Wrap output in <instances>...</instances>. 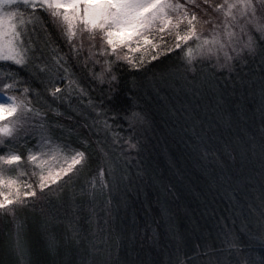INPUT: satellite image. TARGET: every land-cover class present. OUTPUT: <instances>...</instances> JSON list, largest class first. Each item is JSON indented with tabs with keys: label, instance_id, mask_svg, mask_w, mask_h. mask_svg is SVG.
I'll use <instances>...</instances> for the list:
<instances>
[{
	"label": "trees",
	"instance_id": "1",
	"mask_svg": "<svg viewBox=\"0 0 264 264\" xmlns=\"http://www.w3.org/2000/svg\"><path fill=\"white\" fill-rule=\"evenodd\" d=\"M43 23L37 24V29ZM253 36L261 43L259 33L253 31ZM48 51L52 56V49ZM67 51V46L61 43L49 61L52 65L55 64V57L64 56L67 71L61 73L64 78L61 85L63 100L53 105L55 114L48 115L50 119L75 127L72 139L77 144L81 143L82 137L86 138L84 147L91 157V165L75 180L74 187L65 186L61 192L56 185H52L58 195L49 193L47 189L41 195L34 183L37 196L26 198L34 207L18 212V217L24 222L35 264H78L77 253L83 252L84 248L79 246L81 241L73 240V229L80 234L85 246L99 229H103L106 250L111 252L110 260L114 264L122 260L168 264L177 255L181 261H191V264L193 261L206 263L208 252L222 253L220 262L235 264L238 260L240 264H260L264 260V243L259 241L258 229L264 221H259L262 208L256 200L262 202L264 190L257 188L264 186H257L255 181L263 178L264 182V155L261 152L264 145V106L259 88L264 76V63L261 57L249 58L245 69L248 75L243 86L237 82L235 90L225 88L222 75L218 72L213 84L206 86L207 91L193 97L185 95L178 83L161 80L162 71L179 63L175 56L164 60L163 64L153 62L156 67L148 65L146 72L129 69L122 62L114 65V74L118 79L111 91L105 84L101 92V85L87 78L74 61L64 55ZM94 70L99 72V66ZM6 71V66L0 67V73ZM204 72L207 73L208 68ZM90 75L89 72L87 76ZM28 84L31 85L28 96L32 100L30 106L41 112L47 111L42 107L43 100L38 102L36 95L43 92V85L31 78ZM214 91H222L230 101L231 127L222 123L217 126L210 119L216 115L208 108ZM43 95L51 100L47 93ZM101 97H111L110 115L116 113L124 117L125 112L143 110L148 124L131 128L126 120L121 119L116 124H110L106 136L103 131H100L99 137L93 135L99 129L89 131L87 125L93 124L96 110L92 104L99 103ZM210 122L211 131L208 128ZM130 135L139 142L138 150H129L126 145L123 149L120 144L113 145L117 136L122 138V144ZM20 136L23 137V133ZM97 139L107 141V149L119 158L131 183L126 180L118 193L110 194L107 189L103 193L98 191L95 203L90 207V197L81 193V187L88 188L87 181L96 177V169L102 162ZM225 143L234 149L235 161L224 155ZM35 144V138L27 144L23 139L16 142L15 150L24 159L19 162L18 169L13 168L7 173L17 180L20 188L24 187L23 191L26 182L38 181V177L31 176V165L25 162L27 149ZM205 150L216 153L224 164L218 163L212 155L205 157ZM22 172L27 174L21 175ZM110 198L111 216L108 214ZM41 209L57 217L49 225L47 233L41 228ZM106 220L109 223H105ZM12 228L11 218L0 216V264H12L11 256L4 249L2 235ZM121 229L127 236L135 232L136 240L129 243L123 239ZM225 229L235 236L232 237L236 240L235 245L223 242L224 236L217 238L219 234L223 235ZM50 237L56 239V255L48 250ZM211 259L215 262L217 257L212 256Z\"/></svg>",
	"mask_w": 264,
	"mask_h": 264
},
{
	"label": "snow or ice",
	"instance_id": "2",
	"mask_svg": "<svg viewBox=\"0 0 264 264\" xmlns=\"http://www.w3.org/2000/svg\"><path fill=\"white\" fill-rule=\"evenodd\" d=\"M41 21L44 23L37 29L36 25ZM253 31L259 33L261 43L254 38ZM61 43L68 49L64 55L73 60L87 78L101 85V92L105 84L111 91L118 79L114 65L122 62L129 69L146 72L148 65L156 67L153 62L163 64L173 56L179 63L162 71L161 80L178 83L185 95H203L218 72L222 75L224 87L235 90L237 82L241 86L245 83L249 58L259 55L264 63V0H0V67L7 68L6 72L0 73V97H3L0 100V216L10 217L13 224L11 230L2 234L3 246L11 256L12 264H35L24 222L18 217V212L34 207L26 198L37 196L36 187L41 195L45 189L58 195L52 185L61 192L65 186L74 187L75 180L91 165V157L84 147L86 138L82 137L81 143L77 144L72 139L76 128L61 120L50 119L48 115L55 114L53 105L63 100L61 85L64 78L61 73L67 71V60L59 56L55 57V64L49 63ZM50 48L52 56L49 55ZM97 65L99 72L94 70ZM205 68H208L207 73ZM89 72L90 77L87 76ZM29 78L43 85V92L36 95L38 102L43 100L42 107L47 111L41 112L30 106ZM259 88L264 106V76ZM80 90L83 92L82 88ZM43 93H47L51 100H47ZM129 100L133 101V98L129 97ZM229 103L222 91H214L208 108L216 113L210 119L217 126L222 123L231 127ZM110 104L111 97H101L99 103L92 104L96 117L87 127L89 131L99 129L93 135L99 137L103 131L106 136L110 124L121 119L126 120L131 128L148 124L143 110H131L119 117L116 113L110 115ZM9 117L13 119L9 120ZM208 128L212 130L211 122ZM33 138L36 144L27 149L25 162L31 165V176L38 177V181L26 182V190L21 192L17 180L7 173L13 168L18 169L19 162L24 159L15 150L16 142L23 139L27 144ZM121 139L117 136L113 145L138 150L139 142L134 136L124 139L122 144ZM96 143L103 156L102 162L96 169V177L87 181L88 188L81 187V193L90 197V207L95 203L98 191L103 193L107 189L110 194L118 193L126 180L131 183L119 158L107 149V141L97 139ZM223 152L228 159L235 161L230 144H224ZM261 152L264 155V145ZM208 155L224 164L216 153L205 150V157ZM61 160L64 164H60ZM75 195L73 192V197ZM261 201V208H264V194ZM111 202L110 198L109 216L112 215ZM40 214L43 217L41 228L47 233L57 217L43 209ZM259 221H264V210L260 211ZM248 227L252 228L251 223ZM72 231L73 240L81 241L79 246L84 248L83 252L77 253L78 264H109L111 252L106 250L103 229H99L87 246L76 229ZM120 235L129 243L137 238L135 232L127 236L124 229ZM229 236L225 233L223 242L235 245L236 240L229 239ZM258 238L264 243V223H260ZM48 250L53 255L58 253L55 237L49 238ZM221 254L208 252V264H213L212 256L217 257L215 264H220ZM168 264L185 262L177 255ZM260 264H264V260Z\"/></svg>",
	"mask_w": 264,
	"mask_h": 264
},
{
	"label": "rangeland",
	"instance_id": "3",
	"mask_svg": "<svg viewBox=\"0 0 264 264\" xmlns=\"http://www.w3.org/2000/svg\"><path fill=\"white\" fill-rule=\"evenodd\" d=\"M141 51H143V48L141 49ZM139 54L140 53H138V55ZM0 100H3V97H0ZM69 163H70V161H69ZM60 164H64V162L61 160L60 161ZM44 174L47 175V172H45ZM258 177H260V176H258ZM255 182L257 183V186H260V185L261 186H264L263 178H258V181H255ZM23 189H24V187L23 188L22 187L20 188V190H22V191H23ZM257 189H263L264 190V188H261V187H259ZM256 202H257V205L259 204L260 207H261V203L262 202H260L258 200H256ZM239 204H240V206H242L241 202H239ZM261 210H264V208H262ZM225 233H229L230 234L229 239H232V237L234 236V235H232V233H231V231L229 229H225L224 232H223V235L219 234V236L217 238H221L222 236L225 237ZM109 264H114V262L110 260L109 261ZM115 264H143V263H138V262H135V261H125V260H122L121 262L115 263ZM144 264H150V263H144ZM185 264H191V261L190 262H185ZM192 264H208V262L205 263V262H201V261H195V262L193 261ZM213 264H215V262H213ZM220 264H231V263H227L225 261H221Z\"/></svg>",
	"mask_w": 264,
	"mask_h": 264
}]
</instances>
